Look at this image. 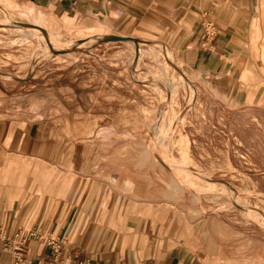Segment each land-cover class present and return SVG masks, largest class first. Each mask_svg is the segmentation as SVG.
<instances>
[{"label": "rangeland", "instance_id": "374dc122", "mask_svg": "<svg viewBox=\"0 0 264 264\" xmlns=\"http://www.w3.org/2000/svg\"><path fill=\"white\" fill-rule=\"evenodd\" d=\"M209 1V19L218 28L227 13L235 24V0ZM205 2L196 0L195 16L179 19L183 27L172 11L171 17L157 13L155 26L137 27L133 34L113 33L122 31L114 27L75 36L8 24L6 17L20 16L0 7V83L13 93L37 95L36 106L48 103L51 85H67L69 95L86 94L91 120L84 130L108 138L95 146L100 157L110 154L94 172L99 187H91L88 197L93 189L111 211L123 207L163 222L205 218L227 244L232 262L264 264V106L256 101L257 95L264 99V83H257L264 78V33L256 34L260 42L250 32L237 37L241 42H230L228 54L226 45L217 47L216 66L209 70L185 33L196 30ZM239 32L233 29L234 39ZM46 33L74 43L55 47ZM115 34L134 40L96 38ZM30 84L36 87L29 91ZM2 250L3 261L12 264V254Z\"/></svg>", "mask_w": 264, "mask_h": 264}, {"label": "crops", "instance_id": "0c3cea01", "mask_svg": "<svg viewBox=\"0 0 264 264\" xmlns=\"http://www.w3.org/2000/svg\"><path fill=\"white\" fill-rule=\"evenodd\" d=\"M195 1L0 0V7L46 31L75 36L84 30L114 27L122 31L113 33L133 34L137 27L155 26L156 14L162 12L171 17V12L177 11L173 19H185L195 16ZM209 2L200 8L196 30L185 33L198 61H208L212 70L217 63V47L221 50L226 45L224 52L228 54V44L241 42L237 37L249 32L257 37L256 41H263L256 34L264 33V0H235V24L231 14L223 15L207 49L202 45V22L213 13L212 4L208 9ZM180 21L177 26H182ZM213 21L218 26L215 18ZM234 28L240 31L235 39ZM245 68L254 75L255 69L249 64ZM257 83H264V78H257ZM81 85L77 87L86 86ZM66 86L47 87L48 103L36 106L37 95L13 93L11 87L0 83V227L13 232L24 228L22 221L29 217L32 221L27 227L47 228L65 237L59 253V259H65L63 264H75L81 259L104 264L117 259H124L126 264H237L230 259L233 255L227 256L228 246L220 233L205 218H194L192 223L186 219L163 222L160 216L133 213L123 207L111 211L105 200L93 195V189L92 197H88L91 187H99L100 179L95 180L94 172L110 158L109 153L107 158L100 157L95 144L108 138L84 130V124L91 120L86 111V94L69 95ZM35 87L30 84L26 89ZM257 99L261 100L257 105L264 106V99L259 95ZM70 219L78 221L70 224ZM71 235L77 236L74 242L69 240ZM0 247L1 251V240ZM65 250L69 259L63 258ZM22 251L33 262L51 253L44 242L34 238L25 241ZM2 256L0 264L5 263Z\"/></svg>", "mask_w": 264, "mask_h": 264}, {"label": "built area", "instance_id": "2783aa9c", "mask_svg": "<svg viewBox=\"0 0 264 264\" xmlns=\"http://www.w3.org/2000/svg\"><path fill=\"white\" fill-rule=\"evenodd\" d=\"M203 42L205 48H210L214 38L217 35V26L213 20L203 19ZM29 238H34L44 242L50 249L49 257H39L36 261H31L23 256V248L25 241ZM0 240L3 242V247L12 255V264H63L65 259H59V253L63 250L64 239L53 230L39 227H24L8 233L0 227ZM64 257L70 258L68 251H64ZM8 264V263H3ZM11 264V263H10ZM75 264H104L98 263L91 259H81ZM105 264H126L124 259L112 260Z\"/></svg>", "mask_w": 264, "mask_h": 264}, {"label": "bare ground", "instance_id": "6f19581e", "mask_svg": "<svg viewBox=\"0 0 264 264\" xmlns=\"http://www.w3.org/2000/svg\"><path fill=\"white\" fill-rule=\"evenodd\" d=\"M4 22H7L8 24H14V25H22L23 24L27 28H31V29L40 31L39 29H37L35 27L27 26L26 24H24V22H26V21H24L20 17L19 18L6 17ZM45 35H46V37L48 39L47 40L48 43L53 45V46H55V47L66 48V47L71 46L74 43L73 41H71L68 38H64V37H60V36H56V35H50V34H47V33ZM96 38L97 39H102V40H107L109 38V35L97 36ZM159 150H160V148H159ZM161 157L165 159V154L162 153ZM170 161L168 160V162H170ZM170 163H173V161H171ZM187 175L190 176V175H193V173H190V172L187 171ZM213 184H214V186H217V188H220V187L224 186L223 184L218 183L217 181H213ZM228 188L232 189L230 187H228Z\"/></svg>", "mask_w": 264, "mask_h": 264}, {"label": "water", "instance_id": "95a60500", "mask_svg": "<svg viewBox=\"0 0 264 264\" xmlns=\"http://www.w3.org/2000/svg\"><path fill=\"white\" fill-rule=\"evenodd\" d=\"M24 24H26L27 26H31V27H35V28H37V29H39V30H42V31H45L41 26H39V25H37V24H34V23H31V22H24ZM109 37H111L112 39H114V40H128V39H133L134 40V38L133 37H130V36H125V35H111V36H109ZM109 39V38H108Z\"/></svg>", "mask_w": 264, "mask_h": 264}]
</instances>
